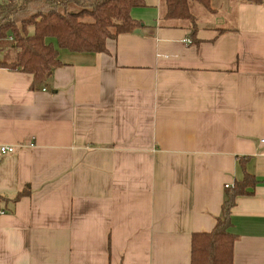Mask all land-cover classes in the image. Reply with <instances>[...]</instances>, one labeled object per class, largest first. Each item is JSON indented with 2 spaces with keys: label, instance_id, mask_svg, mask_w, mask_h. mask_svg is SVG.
Here are the masks:
<instances>
[{
  "label": "crops",
  "instance_id": "obj_1",
  "mask_svg": "<svg viewBox=\"0 0 264 264\" xmlns=\"http://www.w3.org/2000/svg\"><path fill=\"white\" fill-rule=\"evenodd\" d=\"M145 2L105 52L58 48L46 88L0 67V264H190L244 171L233 264H264V0Z\"/></svg>",
  "mask_w": 264,
  "mask_h": 264
},
{
  "label": "trees",
  "instance_id": "obj_2",
  "mask_svg": "<svg viewBox=\"0 0 264 264\" xmlns=\"http://www.w3.org/2000/svg\"><path fill=\"white\" fill-rule=\"evenodd\" d=\"M246 1L259 3L261 0ZM192 3L210 8V0H163V18L192 19ZM145 5V0H2L0 43L11 37L8 43L13 45L15 54L10 61L0 60V67L30 73L32 90L46 88L54 69L62 64L58 48L105 52L108 39L143 26L130 16V10ZM195 30L193 26L192 32ZM254 183V176L244 171L243 178L227 189L214 227L192 233L190 264H233L236 236L229 230L230 209L235 198L248 193ZM28 193L22 190L14 200Z\"/></svg>",
  "mask_w": 264,
  "mask_h": 264
},
{
  "label": "built area",
  "instance_id": "obj_3",
  "mask_svg": "<svg viewBox=\"0 0 264 264\" xmlns=\"http://www.w3.org/2000/svg\"><path fill=\"white\" fill-rule=\"evenodd\" d=\"M34 144L33 142H29L28 144H25V146H29V147H32ZM23 145L20 144L19 147H22ZM16 149L15 146H12V145H1L0 146V153L1 154H5V153H10V152H14ZM225 187H229L228 184L225 185ZM1 213L3 212V210L0 211Z\"/></svg>",
  "mask_w": 264,
  "mask_h": 264
},
{
  "label": "rangeland",
  "instance_id": "obj_4",
  "mask_svg": "<svg viewBox=\"0 0 264 264\" xmlns=\"http://www.w3.org/2000/svg\"><path fill=\"white\" fill-rule=\"evenodd\" d=\"M196 4V3H195ZM203 10H205L203 7H202ZM208 14V13H207ZM208 15H212L213 17H216V16H220V13H217L216 15L214 14H208Z\"/></svg>",
  "mask_w": 264,
  "mask_h": 264
},
{
  "label": "water",
  "instance_id": "obj_5",
  "mask_svg": "<svg viewBox=\"0 0 264 264\" xmlns=\"http://www.w3.org/2000/svg\"><path fill=\"white\" fill-rule=\"evenodd\" d=\"M134 31H135V32H140V30H139V29H135ZM47 89H49V88H47Z\"/></svg>",
  "mask_w": 264,
  "mask_h": 264
}]
</instances>
